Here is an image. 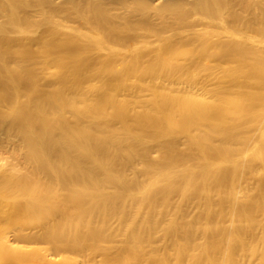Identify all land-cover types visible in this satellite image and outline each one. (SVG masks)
I'll return each instance as SVG.
<instances>
[{
    "label": "bare ground",
    "instance_id": "6f19581e",
    "mask_svg": "<svg viewBox=\"0 0 264 264\" xmlns=\"http://www.w3.org/2000/svg\"><path fill=\"white\" fill-rule=\"evenodd\" d=\"M172 1L157 21L144 0H0V221L35 246L15 263L264 264V107L241 90L264 80V0ZM210 47L240 67L215 77Z\"/></svg>",
    "mask_w": 264,
    "mask_h": 264
},
{
    "label": "rangeland",
    "instance_id": "374dc122",
    "mask_svg": "<svg viewBox=\"0 0 264 264\" xmlns=\"http://www.w3.org/2000/svg\"><path fill=\"white\" fill-rule=\"evenodd\" d=\"M143 1V0H142ZM144 3H147V4H149V5H151V13L153 14H149L150 16L152 15V16H154L156 19H157V21L162 17L160 14H161V12H162V10L166 7V6H168V5H170V4H172L173 3V1L172 2H170V0H144ZM135 6L136 5H134V4H132V8H135ZM118 8H116L115 9V12H113V14L114 15H117L118 13H119V15H121V17H122V11H120L119 9V11L117 10ZM153 9V10H152ZM119 15H118V18L119 19H117V18H115V20L116 21H118V22H120L121 21V19H120V17H119ZM137 18V19H136ZM141 19V21H142V17L140 16H135V17H132V20L133 21H137V22H140L139 20ZM168 19L169 20H172V19H174V15H171V16H169L168 17ZM77 21H75V24L73 23V24H71L72 26H77V25H79L81 28L84 26L83 24H82V20L81 19H76ZM57 21H60V20H57ZM82 25V26H81ZM242 26V25H241ZM201 29H202V27H201ZM83 32H85V30H83ZM177 36V35H176ZM177 37H175V39H176ZM67 40L69 41V43L73 40V37H72V35H69L68 37H67ZM186 41V40H185ZM77 43V44H76ZM76 43H74V44H71V49H72V51H76L77 53L78 52H80L81 53V55L82 56H84L83 54H82V51L83 52H85L86 51V49H87V46L85 45V42H83V41H79V42H76ZM178 43H180V42H178ZM183 43V44H182ZM182 43H180V45H177V47H178V51L177 52H180L179 54V56H178V54L176 53V55H177V59H175V60H173V61H175V63H173V64H175V66H177V65H179V64H181V63H183V62H186V61H190V60H193V58H194V54H191L190 56L191 57H188L187 59H185V58H183V57H181V51H179V50H181V48L182 47H184L185 48V46H186V42L184 43V42H182ZM181 44L182 45H184V46H181ZM76 45V46H75ZM213 45V44H212ZM215 45V44H214ZM213 45V46H214ZM188 46V45H187ZM216 47V46H215ZM215 47L212 49V47H210L211 49V52H209V53H212V52H214L213 54H211V56L212 57H210V54H208V57L207 58H209L210 59V61H209V64H211L212 62L213 63H218V65H219V67L217 68V70L218 69H221V68H223V67H225V65L224 64H222V63H227V65H228V63H229V65L230 64H232L230 67H231V69L233 68L235 71H236V68H238V67H240L239 65H240V61H238L237 60V58H234V60L235 61H232L233 60V57H232V59L231 58H229V56L228 57H225V53L223 54L224 56H222V53L223 52H220V51H218V50H214L215 49ZM183 48V49H184ZM190 48V47H189ZM220 52L221 53V56H219L220 54L218 53V52ZM148 52L149 51H147L146 53L147 54H144V56L146 57L147 55H148ZM153 52V53H152ZM194 52V51H193ZM143 53H145V52H143ZM154 53H156L155 54V59L154 60H156V57H157V59L159 58V56L158 55H164L163 54V52H160V51H151V52H149V56L147 57L148 59H151V57H154L153 56V54ZM158 53V54H157ZM79 54V53H78ZM80 55V56H81ZM150 55H151V57H150ZM214 55L216 56L215 58H213L214 57ZM150 57V58H149ZM226 59H225V58ZM181 58H183V59H181ZM192 58V59H191ZM224 58V59H223ZM180 59V60H179ZM185 59V60H184ZM188 59H190V60H188ZM208 59V60H209ZM181 60L183 61V62H181ZM220 61H222V62H220ZM227 61V62H226ZM234 62V63H231V62ZM171 64H172V60H171ZM208 64V63H207ZM235 64H237V65H235ZM174 66V65H173ZM238 66V67H237ZM159 68V67H158ZM157 68V70H160V69H158ZM232 69V70H233ZM217 70H214V71H212V73L214 74V73H218V75L217 74H214V76L216 77V76H220L221 75V73L219 72V70H218V72H217ZM221 71V70H220ZM247 71H248V73H247ZM247 71H245L244 72V74H245V76H247L248 75V78H247V82H246V80H245V84L244 85H242V91H244V92H247V93H249V94H251L250 92H252V94H254L253 92H255L254 90H256V95L254 94V98L256 99H259V100H255L254 99V102L256 103V102H260L257 106H256V104H255V107H258V110L261 108V107H264V106H262V105H264V80H260V81H257V84H256V81H254V80H252L253 78H252V76H251V73L249 72V70H247ZM204 74H206V73H204ZM213 77V76H212ZM235 73H234V71H232L231 72V74L229 75L228 74V76H226V77H224V79H222V83H220L218 86H215L218 90H222V91H224V90H229L228 88H230V87H233L234 86V84H233V82L235 83V82H237V80L235 81ZM249 78H250V80H249ZM230 83V84H229ZM249 83V84H248ZM167 84H170V83H167ZM166 83H165V85H167ZM171 85V84H170ZM204 85L205 84H203V85H201V90H199V89H194L193 90V92L194 93H196V94H198V95H201V97L205 94L204 93V91L202 90V88H204ZM226 85H229L228 87L226 86ZM168 87H169V85H167ZM203 86V87H202ZM260 86V87H259ZM171 87H172V85H171ZM244 87H246V89L244 88ZM172 88H174V86L172 87ZM227 88V89H226ZM248 88V89H247ZM262 88V89H261ZM176 89H178V87H176ZM224 89V90H223ZM254 89V90H253ZM260 90V91H259ZM249 91V92H248ZM203 93V94H202ZM260 96V97H259ZM206 96H203V98H205ZM208 98V97H207ZM207 98H205V99H207ZM207 100H209V98L207 99ZM226 104L227 103H220V104H218L219 105V108L220 109H216L213 113H212V115H211V118H213L214 119V122H215V124H220L219 126L220 127H222V125H221V122H224V123H227V124H229V123H233V125L235 124H237V126L236 127H238V128H240L239 129V132H240V130H241V132H243L244 130L246 131H244L243 133H241V134H246L247 133V130H246V128L244 129V125L246 124V120H248V117L247 116H245V117H243V119H236L235 117L234 118H231V116H228V115H226V114H224V112L222 113V109L224 110V107H226ZM261 104V105H260ZM221 106H222V109H221ZM221 111V112H220ZM224 118H223V117ZM226 116V117H225ZM247 117V118H246ZM230 118V119H229ZM240 122V123H239ZM234 125V126H235ZM242 126H243V128H242ZM237 128V129H238ZM242 129H243V131H242ZM168 140V138H166V137H158L157 139H156V143L157 144H159V145H162V144H164L166 141ZM16 161H14L12 158H11V155L9 154V153H7V154H5V153H3V154H0V173L2 172V171H4V170H6L8 167H10V165L11 164H14ZM18 168H20L19 166H18ZM18 168H15L14 170H16V169H18ZM173 202L174 203H177V201H179V199H180V196L178 195V196H174L173 197ZM18 198H16V197H14V196H10V197H7V199H6V202H8V204H16L17 202H18ZM11 230H12V228L10 227V225H7V224H3V222H1L0 221V249L1 248H4V249H6V253L5 254H0V264H40V262H37V260H35V259H32V258H30L29 260H27L26 262H23V261H20V262H18V263H15L14 262V256H15V254L16 255H18V256H20V255H23V253L25 254V253H34L35 251H34V249H33V247H35V246H33V247H27V248H22L20 245H17V244H11V243H7L6 242V237L7 236H11ZM100 246V248L101 247H103V246H101V245H99ZM77 257H78V255H76ZM74 254L72 255V254H67V255H65V256H60V257H58V258H56L55 260L57 261V264H84V263H86V262H83V261H85L84 259H83V257H76ZM99 261V260H98ZM246 262H248L249 264H250V262H251V264H253L252 263V259H249V260H247ZM247 264V263H246Z\"/></svg>",
    "mask_w": 264,
    "mask_h": 264
}]
</instances>
